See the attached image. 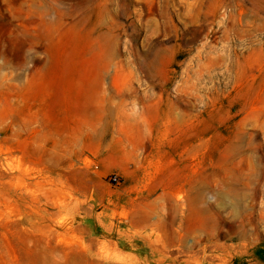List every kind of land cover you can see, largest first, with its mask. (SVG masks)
<instances>
[{"label": "rangeland", "instance_id": "374dc122", "mask_svg": "<svg viewBox=\"0 0 264 264\" xmlns=\"http://www.w3.org/2000/svg\"><path fill=\"white\" fill-rule=\"evenodd\" d=\"M0 264H264V0H0Z\"/></svg>", "mask_w": 264, "mask_h": 264}, {"label": "built area", "instance_id": "2783aa9c", "mask_svg": "<svg viewBox=\"0 0 264 264\" xmlns=\"http://www.w3.org/2000/svg\"><path fill=\"white\" fill-rule=\"evenodd\" d=\"M113 181H114L115 183H118L117 178H113Z\"/></svg>", "mask_w": 264, "mask_h": 264}]
</instances>
